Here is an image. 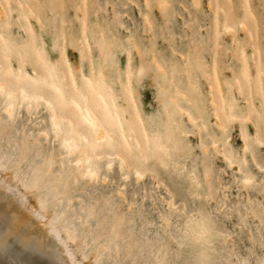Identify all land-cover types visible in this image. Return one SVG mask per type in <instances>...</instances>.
Segmentation results:
<instances>
[{
    "label": "rangeland",
    "instance_id": "1",
    "mask_svg": "<svg viewBox=\"0 0 264 264\" xmlns=\"http://www.w3.org/2000/svg\"><path fill=\"white\" fill-rule=\"evenodd\" d=\"M25 1L32 13L31 17L28 18V23L33 32L36 50L41 48L51 61L58 60L57 49L62 46L74 70H76L80 66V61L73 43L81 38L83 29L87 28L86 30L90 31L92 28L91 30H95L97 33L103 31L105 39L115 41L116 46L110 50L107 49L109 67L103 70L106 82L113 88L117 89L119 78L124 79L127 68V53L129 54V68L132 67L134 71H139L142 66L147 67L154 60L160 64L164 69L166 80H157L161 73L157 72L153 66L152 72L146 73L140 80L139 86L135 85L134 89L140 117L150 129L160 125L163 121L162 99L159 94L161 89H166L173 101H176L178 97L176 92L179 90L181 91L179 94H184L185 91L188 94L189 85L187 88L185 87L187 78L191 80V72H189L191 70H187V72L186 69L190 68L187 66L190 59H197L200 63L202 62V68L199 67V69H202L208 81L204 84V81H200L196 75L197 90H195L196 87L194 89V86L190 85L194 91L191 94V90H188L190 96L185 93L184 95L188 96L187 98L184 96L185 99L180 95L181 100H189L188 98H190L192 101L194 99L195 104L198 100L206 108V89L213 97L216 106L219 100L217 99L219 98L217 97L219 95L218 87L224 94L225 86L230 83L234 93L231 96V101L236 111L241 112L243 116L247 115L249 111L248 103L245 104L244 102L249 93L252 92L259 96L258 83L253 80L247 85L242 76L243 73L240 74L242 60L240 49L243 48L253 62L257 60L258 57L256 56L260 57L262 63L258 64L256 68L264 64V0H163L168 5L163 10L156 6L158 5L156 0H148L152 5L149 8L143 7L145 0ZM6 3L11 5V35L15 41L25 42V32L18 23L19 13L20 21L23 22L24 9L17 11L14 0H6ZM85 4H87V8L84 7ZM113 5L116 7L113 8ZM77 6L79 7L77 8ZM223 21L225 26L230 29L225 27L226 31H233L232 33L223 32L224 30H220L221 34L220 32L217 33L215 25L216 27L220 25L219 28L222 29ZM241 22L242 24L244 22L243 25L245 28L247 26V29L240 28ZM121 25L123 26L121 27ZM249 35L251 37H248ZM130 38L134 42V47L131 50L128 48ZM232 40L234 41L232 42ZM185 61H187V65L183 63ZM102 64L103 60L100 54L91 49L85 57L82 71L85 74H89L91 70L96 72ZM185 65L188 68L183 69ZM254 70L255 68L252 67L253 75L257 73V69ZM186 72L190 75H187ZM185 74L190 78L186 77ZM234 79L237 80V83L239 82V85L233 83ZM157 82L160 84V88L157 87ZM237 87L241 90L242 95L241 93L238 95L239 92L238 94L235 93V90H239ZM165 92V90L162 91V94L165 95ZM251 101L255 109L250 112L252 114H249V117L245 115L244 118H251L250 115H253V118L257 120L260 134L264 137V119H262L259 100L252 96ZM13 105L16 118L12 122L5 123L7 121V115L3 113L5 101L0 96V165H9L7 171L0 166V181H5V183L7 181L6 184H9L11 190L24 194L29 207H32V212L45 216L47 221H53L57 227L65 221L63 225L70 223L78 229L76 244L66 241L63 232H60L61 238L65 239L66 247L71 253L74 264H80L81 259L86 264H94L97 259V250H102V246L109 240L113 241V259L117 258L115 253L118 244L120 260L131 257L148 264L149 260L156 259V254L171 261L179 260L180 264H187L188 261L193 260L194 254L187 246L179 252H177L174 244L169 246L166 243L163 250L159 246L160 241H167L168 239L160 222V216L167 211L168 204L161 198L170 195L169 189L178 194L187 193L189 183L182 175L177 174L179 169L183 172L193 170L200 180L202 148L199 144V138L200 143L203 141L204 147L210 153L208 156L210 159L206 157L208 158L206 161L209 165L211 164L214 188L221 186L216 183L219 179L224 181L222 185L224 188H228V184L232 182L233 172L236 169L230 170L226 162L220 158L221 156L214 155V148L211 147L213 141L217 140V146L221 148L223 132L209 116L208 107L207 110L205 109V112L208 113L205 118L206 121L199 118V124L202 122V125L204 123L206 125L207 123V129L200 124L199 135L191 132L193 133L192 138L183 140L186 160L181 159V164L175 167L176 171H173V167L152 169L160 178L162 189L154 188L155 182L151 176H146L137 182L131 174L130 183L121 181L120 171L114 164V171L108 172L104 181L101 180L103 172L98 182L77 179L61 204L49 208L48 212L45 213L40 204L29 197V193L21 186L22 180L18 177L31 178L34 173L32 169L46 168L49 159L52 158L55 164L51 170L53 172L61 170L62 173L59 175L61 178L65 174V169H60L59 163L62 161L66 166L68 154L59 146V139L55 135H40L43 131L52 132L48 123L47 112L42 106L32 105L31 110H29L25 104L16 102ZM214 110L220 109L217 107ZM214 112L221 119V110ZM148 117H152V119L148 120ZM179 121L180 127L185 131H193L184 117H180ZM245 125L248 138H251L254 134L253 127L249 121H246ZM228 129L229 140H227L226 146L233 153L238 150L241 154L239 126H229ZM209 134L212 138L208 136ZM23 140L29 143V150L21 149L20 144ZM250 147L255 148L258 156L264 152V146L260 148L251 143ZM247 159L249 162L252 160L251 154ZM182 165H184L183 169H181ZM225 168L227 171L222 173L221 170ZM251 170L254 176L259 174L258 167L255 165H251ZM237 176H239L238 172ZM106 180L107 183H105ZM117 184L122 190L119 194H117ZM259 184V180H256L254 186L241 188L240 192L237 193L236 185L233 183L232 187L228 188L226 204L227 208L235 209L233 216L229 219V230L235 233L229 241V247L235 245L237 250L241 252L253 248L256 257L260 255L261 239L264 237V222H262L264 193L260 190L262 188ZM146 191L148 193L147 200L144 199ZM220 195H224V193H220ZM188 199L191 201L192 197L189 196ZM133 203H137L139 206L130 209L129 205ZM199 203L200 201H197V204ZM211 207L215 209L216 204L211 203ZM249 208L256 211L257 218L246 216L248 213L246 209ZM237 213L245 217L244 229L238 226L239 215ZM11 218L10 215L0 209V234L3 240L8 231H11V239L28 237L18 223ZM181 223L183 222L181 221ZM82 224L84 225L83 230L80 229ZM171 224V231H175L177 220L174 217ZM31 239L32 241L36 240ZM5 249L12 256L30 258L34 264H64L63 259L57 255L55 247L49 246L47 242H41L39 247L10 244ZM209 255L211 259L216 261L225 258L220 254L218 247Z\"/></svg>",
    "mask_w": 264,
    "mask_h": 264
},
{
    "label": "bare ground",
    "instance_id": "2",
    "mask_svg": "<svg viewBox=\"0 0 264 264\" xmlns=\"http://www.w3.org/2000/svg\"><path fill=\"white\" fill-rule=\"evenodd\" d=\"M156 2L158 4L156 6H159V4L162 2V0H156ZM14 3H15V7H16L17 11L24 9L23 22L20 21L21 16L19 13L18 23L22 27L23 31L25 32L26 41L21 42V41H15L13 39V37L11 35V33H12V31H11L12 21L10 20L11 19V17H10V11L11 10L7 8L6 0H0V4L5 5V7H0V36H3L4 41H7L8 44L10 45V50L7 51V54H5V52L3 50H0V85H2L5 89V92L3 94H0V96L5 101V107H4L3 113H5L6 115H7V113L5 112V108L9 104L8 93L10 92L14 96V99L11 101L12 104H14L16 102L19 104H25L26 108H30V106H32V105L37 106V107L42 106L44 108V110H46V112H47L48 123H49V125L53 131L52 109L48 107V103L46 101H44L43 99L38 100L35 97L39 96L41 93H43L45 95H49V94L54 95V93H52V85L53 84H55L57 86H61L65 83L71 84V81L73 79H75L77 81V86L79 87L80 85L84 84V82L87 81L91 77L93 87L98 90V94L102 93L103 95L107 96L108 97L107 102L108 103L115 102L116 108L120 110L119 114H120V118H121V126L123 127V130H124V138L129 140V146L133 149V151H136L137 143L140 144L141 150L146 151L148 149H151L152 151H156V145L151 143V138H152L154 133H160L162 137H165L171 133V134L176 135L178 138L182 139V141L184 139H187V138H192L193 133H191V132H195V135H199V133H200L199 130L201 129V128H199L200 126L206 127V129H207V126H206L207 123H206V125L204 123L205 126L202 125L203 124L202 122L200 123L201 125L199 124V118H201V119L203 118L202 120L206 121L205 118L208 116L207 115L208 113L205 112V109L207 110V107L209 108V116L214 120V124L217 127L221 128L222 132H223V139L221 141V148H218L219 153L217 152V149H214L213 153L215 156L219 155V156H221L220 158L223 161H225V157H224L223 153L224 152L233 153L228 148V146H226L227 140H229V134H228V130H229L228 127L229 126H239V128H240L241 156H243V154H244V149L246 146V140H248L249 147L251 146V143H254L255 145H257L261 148L262 144L256 142L257 139H259L260 137H263L260 134V129L257 125V120L253 118V115H250L251 118H244V116L246 114L242 116L241 112L236 111V109H235V107L231 101L232 100L231 96L234 95V93H233V89H232L230 83H228L225 86L226 89H225L224 94L221 92V90L219 89L218 84H217V87H218L217 90H218V94H219L217 96L219 98H217V99H219V100L217 101L218 105H216V106L214 104L213 97L210 95V92L205 89V91H206L205 92V101H206L205 106H206V108H204V105L200 104V102L198 100L196 101V104L193 102L194 99H192V103H188L187 99L181 100L180 95L182 98H184V96H185L184 94L186 93V91L184 94L183 93L179 94V92H181L180 90L178 92H176V94L178 96L176 101H174V103H169V101H173V100H171L170 94L167 92V90L163 88L166 91L165 95L162 94V91L164 92L163 89H161L162 90L161 92L159 91L160 97L162 99V105L161 106L163 109V121H162V123L160 125L152 128V129L148 128L144 123H143V126H141L140 122L142 121V119L140 117V113H139V110L137 107L135 91H134L135 85H136L135 80H133V91H134L135 105L129 106L125 102L124 96H123L124 86L129 82L128 81V75H127V71L129 69V54L128 53H127V68H126L125 76H124L123 80L121 78H119L117 80V89L113 88V86L108 84L105 80V74H104L103 70H104V68L109 67V63H110L109 59H108L109 57H107V49L102 50L100 47L97 46V41L100 39V32L97 33L95 30H91L92 28H90V31H87L86 30L87 28L83 29L82 34H81V38H79V40H76L73 43L74 49L76 50V52L79 56V61H80V66H78V68L76 70H74L72 63L69 60L68 56L66 55L65 49L62 46H60V47L58 46L59 48L57 49V52L59 53L58 60L51 61L49 59V57L47 56V54H45L41 48L38 51L36 50V45L33 41V32L31 30L29 23H28L29 22L28 18L31 17L32 13L26 4V1L25 0H14ZM37 21H38V19H37ZM243 24H244V22H243ZM243 24H242V22L240 23V28H242V29L245 28V26ZM223 25L224 26H222V29L219 28V27H221L220 25H219V27L218 26L216 27V25H215V28H217L218 34H219L220 30H224L223 32H225L226 31L225 27L228 28V30H230L228 26H225V22ZM241 25H243V26H241ZM83 28H85V27H83ZM245 29H247V26ZM85 32L87 33L86 36H85ZM228 32L232 33L233 31H228ZM220 34H221V32H220ZM217 37H218V35H217ZM248 37H251V35H249ZM81 39L87 40V43L83 44V53H84L83 57L81 55V48H80ZM233 41L234 40H232V42ZM55 42H58V41H55ZM241 42L243 43V41H241ZM91 49H94L97 53L100 54V56L103 60V64L97 69L96 72H93L91 70L89 74H85L82 71V69H83L82 67L84 66L85 57L88 53H90ZM240 50H241V55H242L241 67H240L241 70H239L240 74L243 73L242 76L244 77V80H245L247 85L250 84L251 81L255 80L258 83L257 84V87H259L258 89H260L261 88V81H260V78L258 76V73H254V75H253V73L251 72L252 67H253V69L255 68L254 71H256V69H258V68H256L258 66V64L262 63L260 61L261 60L260 57L256 56L258 58H257V60H255V61H257L256 65H255L254 64L255 61L254 62L252 61V59L249 57L247 52L243 48ZM254 51H256V50H254ZM251 56H252V53H251ZM183 59H184V56H183ZM183 63L186 64L187 61H185ZM201 64H202V62L200 63L197 59L196 60L190 59L189 64L188 65L186 64L190 68L186 67V65L183 67V69L188 68V69H186V71L191 70V71H189V72H191V75L189 73H187L188 71L186 72V74L187 75L189 74L191 76V78L189 76H186V74H185L186 77H189L191 79V80H189L187 78L186 87H185V88H187L189 85L188 90H191V92H190L191 94L194 91L193 87H191L192 85L194 86V89L196 87L195 90H197L196 75L200 81H204V84L206 81H208V80H206V77L203 74L204 72L201 69L202 68ZM199 67H201L200 68L201 70L199 69ZM69 69H71L70 74H69ZM183 71H185V70H183ZM245 71H247V77L244 75ZM207 76H210V75H207ZM207 78H209V77H207ZM236 79H234L235 81H233V80L232 81L234 84L237 85L239 82L237 83ZM214 80L216 81L215 78H214ZM208 87H209V85H208ZM237 88H235V89H237ZM177 89H178V87H177ZM188 90H187L188 94L186 93V95L190 96V93ZM182 92H183V90H182ZM238 92H239V94H238ZM22 93H23V96L21 95ZM235 93L240 95L241 90L240 89L238 91L235 90ZM196 94L198 95V92ZM241 95H242V93H241ZM246 96H247V94H246ZM252 96L256 97L259 100V104H260L259 106H260L261 112H262V114H264V96L261 95V92L259 93V96H256L251 92L247 96L248 101H247V99L244 100L245 104L248 103V109H249V111L247 112L248 116L246 115V117H249V114H252L250 112L253 111V109H255V106L253 105V103L251 101ZM25 97H27L28 99H25ZM187 97L185 96V98H187ZM224 97H225V99H224ZM188 99L190 100V98H188ZM217 107H218V109L221 110V112H220V110H214V109H217ZM214 111L220 112V114H221L220 117L222 120L220 118H218L219 116L216 115ZM75 112H76L75 109L68 110L66 112L67 115H64L63 119H68L70 116L73 117V119H75L76 117L73 116V113H75ZM173 113H174V116H173ZM77 115H78V113H77ZM189 115H191L192 121H195L196 123H193L192 121L189 120ZM180 117H184L186 119L187 124L189 126H191V129H193V131H185L182 127H180V121H179ZM229 117H231V119H229ZM172 120H174V125L171 123ZM218 120L219 121L221 120L222 123H221V121L219 122ZM246 121L250 122V124L252 125L253 130H254V134L251 137V139L248 138L249 135L245 131V129H246L245 122ZM58 123L62 124V121L58 120ZM63 127L65 129V135L61 136L59 138V146L61 148H62L61 145L64 142L65 138L68 141L76 140V137H74L70 134H67V125H63ZM203 129H205V128H203ZM197 131H198V133H197ZM145 134H147V136H148L147 141L144 139ZM208 136L211 137V134H209ZM89 139L91 141V138H89ZM211 141H213V139H211ZM216 141H213V143L214 142L217 143ZM201 142L203 143V145L205 144L203 141H201ZM77 143H79V145H80V151L73 152L71 155H69V153L64 148H62L68 154V158L66 160V166H64V163L62 161L59 163L60 169L61 168L65 169V171H64L65 174L63 177L59 178V175L62 173L61 170H58L55 172H53L51 170V168L55 164V162L52 160V158L49 159L46 168H44V169H42V168L32 169V170H34V173H36L35 179H36V181L38 183V187H39L38 195L34 194V191L30 190L29 188H26L24 183L21 182V186L29 193V197L31 199L35 200L38 204H40L39 199H45L47 201V204L45 207L42 208L40 205L41 209L45 213L48 212L49 208L54 207V206H58L59 204H61L63 199L66 197L67 192L70 189H72V184H75L77 182V176L80 175L83 171H87L89 169V164L84 162L85 161V156H84V147L85 146L83 145V143L81 141H77ZM202 143H200V138H199V144H202ZM20 145H21V149H23V150H29L30 149L29 143L26 140L21 141ZM201 152H202V158H201V175H200L201 178H200V180H198L197 175L191 169L184 171L182 176L188 181V183H189L188 185L190 186L191 182L187 179V174H194L196 179L201 182L202 189L206 193L208 184H212L213 191L215 190V188H214V175H213L212 168L210 167L211 164L209 165V163H207V161H206V159L209 158L208 156L210 153H208V155L205 156V153L202 151V149H201ZM172 155H173V159H172V161L169 162V167L170 168L173 167V171H176L175 167L181 164V159L186 160L184 144H183L182 149L180 151L174 152V153H172ZM211 155H212V153H211ZM206 157H208V158H206ZM78 161H81L79 166L77 163ZM91 164L93 167H99L102 165L103 169L105 171H107V168H106L107 161L106 160L97 161L95 159H92ZM115 164L117 165V168L120 171L119 163L117 162ZM147 167L150 171H153L152 169L158 170L160 168H165V167H162L161 162L159 160H156V159L148 160L147 161ZM183 168H184V165H182L181 169H183ZM228 168L230 170L235 169L234 167H229V166H228ZM206 170L208 173V179L207 180H205ZM132 175L134 176V178L136 180L135 172H133ZM179 175H181V174H179ZM102 176L103 177L101 180L104 181V179H106L105 178L106 175L103 174ZM32 177H33V175H32ZM244 178L245 177L241 176L240 180H243ZM6 183H7V181H6ZM6 183H5V181H0V209L3 210L4 212H6L8 215H10L18 223V225L21 227V229H23L26 236H28L30 238H34L40 242H47L49 246H54L55 250L57 252V255L61 259H63L64 264H74L72 257H71V253L66 247L67 245L65 243V239L68 242L71 241L72 243L76 244V241L78 240V234H77L78 229L70 223L68 225H63V223L65 221L62 224H60V226L58 225V227H57L56 226L57 224H54L53 221H47V218L45 216L40 215L39 213L32 212V210H31L32 207L31 206L29 207L27 199L24 198V194L22 195L21 193H18L16 191L11 190L8 186L9 184H6ZM240 188H244V186L241 184ZM260 190H262V192L264 193V189H260ZM42 191H44V192H42ZM246 211H248L246 216L252 217V218H257L256 211L253 210L252 208L246 209ZM83 227H84V225L82 224L80 229L83 230ZM61 231L63 232L65 239L61 238V236H60ZM2 241H3V237L0 234V264H34V262L28 257L10 255L6 251ZM54 254H55V252H54ZM191 262H192V264H194V258Z\"/></svg>",
    "mask_w": 264,
    "mask_h": 264
},
{
    "label": "snow or ice",
    "instance_id": "3",
    "mask_svg": "<svg viewBox=\"0 0 264 264\" xmlns=\"http://www.w3.org/2000/svg\"><path fill=\"white\" fill-rule=\"evenodd\" d=\"M0 7H5V5L0 4ZM79 7V6H77ZM87 8V4L84 5ZM116 5H113L115 8ZM145 8L152 7V5L145 0ZM159 7L163 10L168 7L166 3L162 2L159 4ZM7 8L10 9L11 5H7ZM118 19V18H117ZM123 25H121L122 27ZM243 26V25H241ZM87 33L85 32V36ZM87 43L86 39H81L80 48L81 55L83 57V44ZM134 42L131 38L128 41V48L131 50ZM97 46L102 50L112 49L115 47L114 40L105 39L104 32L101 31L100 39L97 41ZM0 50H3L5 54L10 50V45L7 41H4L3 36H0ZM153 65L157 72L161 73L157 80L167 79L164 74V69L160 64L156 63L154 60L152 64L147 67L142 66L139 71H134L130 67L127 71L128 83L124 86L123 96L125 102L129 106L135 105L134 100V91H133V80H135L136 86H139L140 80L146 73H151L153 70ZM71 69H69V74ZM258 76L261 81L260 92L264 96V64H262L257 69ZM244 75L247 77V71ZM157 87H160V84L157 82ZM5 89L0 85V94H3ZM52 93L45 95L41 93L39 96L35 97L40 100L43 99L48 103V107L52 109V125L53 131L51 133L42 132L40 135H55L58 139L61 136L65 135V129L63 125H67V134H70L76 137L74 141H68L66 138L62 143V148H64L69 155L73 152L80 151V145L77 141H81L84 147V156L86 163L89 164V169L83 171L80 175L77 176V179H84L85 181H99L100 175H107L108 172L114 171V164L119 163L120 165V180L131 182V174L135 172L136 180L139 182L146 176H151L154 180V188L159 190L162 189L160 183V178L156 175L154 171H150L147 167V161L150 159H156L161 162V166L168 168L169 162L172 161V153L178 152L182 149L183 141L174 134H169L165 137H162L160 133H154L151 138V143L156 145V151L141 150L139 143L136 145V151L129 146V140L124 138V130L121 126L120 110L116 108L115 102L108 103V97L102 93L98 94V90L93 87L92 78L90 77L84 84L77 86V81L73 79L71 84H63L57 86L52 85ZM23 96V93L21 94ZM14 99L12 93H8L9 104L5 108L7 113V121L12 122L15 120L14 105L11 101ZM25 99H28L25 97ZM82 102V103H81ZM169 103H174V101H169ZM188 103H192L191 100H188ZM75 109L76 112L73 113V117L68 119H63L65 113L70 110ZM31 110V106L29 108ZM78 113V115H77ZM174 116V113H173ZM148 120H151L152 117H148ZM231 119V117H229ZM262 119H264V114H262ZM62 121L61 123H58ZM189 120L192 121L191 115H189ZM196 123L195 121H192ZM143 126V121L140 122ZM174 125V120L171 121ZM91 138V141L90 139ZM144 139L147 141L148 136L145 134ZM251 139V138H249ZM257 143H261L264 146V137H260L256 140ZM212 148L219 149L217 143L211 145ZM202 151L205 153V156L208 155V149H206L201 144ZM251 154L252 160L249 162L247 157ZM225 157L226 164L229 167H234L236 171L233 172L232 182L228 184V188L232 187L234 183L236 185L237 193L240 192L241 184L244 188H249L255 185V181L259 180L260 188L264 189V152H261L259 156L255 148L249 147L248 140H246V146L244 149V154L241 156L240 152L237 150L234 153H223ZM92 159L97 161H107V171L103 170V166L93 167L91 164ZM78 166L81 161H78ZM251 165L258 167L259 174L254 176L251 170ZM5 171L8 170V164L0 165ZM227 168L222 169L221 172H226ZM237 172L239 176H237ZM177 174L183 175V170H178ZM36 173H33V177H18L22 180L26 188L34 191V194L39 193L38 183L35 179ZM240 176L245 177L243 180H240ZM187 179L191 182L190 186L187 188L186 194H178L171 189H169L170 195H166L161 199H164L168 204V209L166 212H163L160 216L161 228H163L168 237L167 241H160L159 246L163 250L165 244L169 246L174 244L177 252L186 248L187 244V228L185 221L189 220L191 216L195 215L200 218L202 223V229L197 236L198 241L206 250V254L201 257L199 264H264V237L261 239V252L259 257L255 256L253 248H250L246 251H238L236 246L233 245L229 247V241L235 235L234 232L229 230V219L233 216L235 209H229L226 207L227 204V192L228 188L222 187L224 181L219 179L216 181L219 187H216L213 191L212 184L207 185V192L205 193L202 189V184L198 181L194 174H187ZM208 179L207 170L205 172V180ZM107 183V180L105 181ZM122 190L119 189L117 184V194ZM224 193V195H220ZM191 196L192 200L189 201L188 197ZM39 198V197H38ZM144 199H148L147 191L144 194ZM178 201V202H177ZM197 201H200L197 204ZM207 202V203H204ZM41 207H45L47 201L45 199H39ZM211 203H215L216 207L213 209ZM137 203L129 205V208L138 207ZM194 209V211H193ZM191 212V214H189ZM237 215H239L237 213ZM177 220L175 225V231H171L172 218ZM181 221L183 223H181ZM262 222H264V215H262ZM238 226L241 229L245 227V217L239 215ZM11 231L5 233V239L2 241L5 248L10 244L15 245L19 244L23 247H39L41 246L40 241H32L30 237H16L11 239ZM113 241L109 240L105 245L102 246V250L98 249L96 252L97 259L94 264H144L140 259H132L131 257L120 260V248L119 245H116V259H113L112 253ZM220 249V254L222 258L218 261L211 259L207 253H212L216 248ZM87 255V253H85ZM80 264H86V262L81 259ZM148 264H180L179 260L171 261L168 259L161 258L159 254H156L155 260H149ZM187 264H192L191 261Z\"/></svg>",
    "mask_w": 264,
    "mask_h": 264
},
{
    "label": "clouds",
    "instance_id": "4",
    "mask_svg": "<svg viewBox=\"0 0 264 264\" xmlns=\"http://www.w3.org/2000/svg\"><path fill=\"white\" fill-rule=\"evenodd\" d=\"M185 224H186L187 236H188L186 246L194 254V264H199L201 257L206 254L205 248L197 239V236L202 229V223L198 216L193 215L189 220L185 221ZM209 254L210 253H207L208 256Z\"/></svg>",
    "mask_w": 264,
    "mask_h": 264
}]
</instances>
